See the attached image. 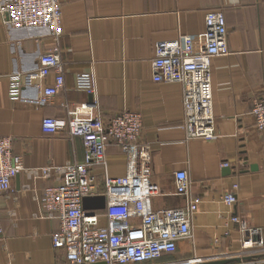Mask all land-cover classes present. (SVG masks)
<instances>
[{
  "label": "crops",
  "instance_id": "crops-1",
  "mask_svg": "<svg viewBox=\"0 0 264 264\" xmlns=\"http://www.w3.org/2000/svg\"><path fill=\"white\" fill-rule=\"evenodd\" d=\"M61 31L57 41L46 29L8 28L0 19V136L12 138V151L24 169L50 166L51 176L33 178L21 171L11 188L0 192V264H65L64 252L51 245L58 220L41 206L44 187L54 183L56 168L83 161L80 137L65 128L54 134L41 130L44 117L63 118V105L93 102L95 116L105 120L116 113L140 114V143L151 148L150 180L159 188L151 198L154 209L179 207L174 173L185 170L189 195L197 199L191 235L176 242V250L152 264H262L264 246L243 250L246 234L232 216L259 229L264 241V132L250 113L253 100L264 98V0H58ZM223 12L229 53L210 59L212 112L216 138H187L183 121L182 86L155 82L151 62L157 42L180 35L204 44V16ZM57 47L64 65V84L45 105L7 97L8 76L39 66V57ZM91 71L95 91L75 88V75ZM51 72L41 88L52 85ZM41 88L23 95L35 97ZM89 96H92L90 99ZM228 162V167L221 164ZM125 156L110 143L105 149V173L125 174ZM102 174L97 185L102 191ZM233 192L227 206L222 196ZM101 225L104 224L102 220ZM250 258V260H246Z\"/></svg>",
  "mask_w": 264,
  "mask_h": 264
},
{
  "label": "built area",
  "instance_id": "built-area-1",
  "mask_svg": "<svg viewBox=\"0 0 264 264\" xmlns=\"http://www.w3.org/2000/svg\"><path fill=\"white\" fill-rule=\"evenodd\" d=\"M0 19L8 28L38 27L46 29L57 41L61 36V8L58 0H0ZM229 53L227 25L220 10L204 16V44L196 46L191 36L157 42L151 62L155 82H177L182 86L183 121L187 138L211 141L216 138L212 112L210 59ZM51 72L52 85L41 88V80ZM64 84V65L57 47L39 57V66L29 72L8 76L7 97L34 105H45ZM75 88L92 95L95 80L91 71L75 75ZM28 88H41L35 97L23 95ZM63 118L44 117L41 130L54 134L65 128L69 137H80L83 161L68 162L56 168L54 183L44 187L41 206L48 218L58 220L51 233V245L64 252L65 264H141L153 262L176 250V242L191 235V221L197 210V199L189 195L185 170L174 173V194L183 198L179 207L154 209L151 198L159 192L150 180L151 148L140 143V114L122 111L101 120L95 116L93 102L64 104ZM251 115L259 132H264V98L253 100ZM114 143L125 156V174L109 177L105 173V149ZM224 162L221 167H228ZM25 171L33 178L48 179L50 166L24 169L20 156L12 151V138L0 136V192L11 188L12 180ZM102 174V191L97 185ZM103 195V210L84 209L86 197ZM227 206L236 202L233 192L222 196ZM104 224L101 225V221ZM230 222L246 234L243 250L262 248L259 229L247 228L236 216ZM0 224V239H3ZM264 264V257L251 262Z\"/></svg>",
  "mask_w": 264,
  "mask_h": 264
},
{
  "label": "water",
  "instance_id": "water-1",
  "mask_svg": "<svg viewBox=\"0 0 264 264\" xmlns=\"http://www.w3.org/2000/svg\"><path fill=\"white\" fill-rule=\"evenodd\" d=\"M90 99L92 96H89ZM84 209H94V210H103L105 206V197L103 195L86 197L82 200ZM246 260H250V258H246ZM227 261L214 262L212 264H225ZM93 264H106L105 262H97Z\"/></svg>",
  "mask_w": 264,
  "mask_h": 264
},
{
  "label": "rangeland",
  "instance_id": "rangeland-1",
  "mask_svg": "<svg viewBox=\"0 0 264 264\" xmlns=\"http://www.w3.org/2000/svg\"><path fill=\"white\" fill-rule=\"evenodd\" d=\"M154 262V261H153ZM153 262L141 263V264H152Z\"/></svg>",
  "mask_w": 264,
  "mask_h": 264
}]
</instances>
